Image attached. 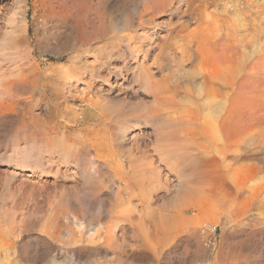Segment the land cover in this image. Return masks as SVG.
<instances>
[{
  "label": "rangeland",
  "instance_id": "1",
  "mask_svg": "<svg viewBox=\"0 0 264 264\" xmlns=\"http://www.w3.org/2000/svg\"><path fill=\"white\" fill-rule=\"evenodd\" d=\"M172 1L0 0V264H264V0Z\"/></svg>",
  "mask_w": 264,
  "mask_h": 264
},
{
  "label": "bare ground",
  "instance_id": "2",
  "mask_svg": "<svg viewBox=\"0 0 264 264\" xmlns=\"http://www.w3.org/2000/svg\"><path fill=\"white\" fill-rule=\"evenodd\" d=\"M161 1V0H160ZM167 1V0H166ZM174 1H177V0H173L172 2H169L167 5H162L161 7H160V9H158L157 11H154L153 12V14L155 15L156 13H160V12H163V11H165V10H167V7L169 6V8H171L172 6H174L173 4H174ZM180 2V1H179ZM196 2V1H195ZM162 4H164V3H162ZM152 5V4H151ZM158 6V5H157ZM152 7H154V6H152ZM151 8V7H150ZM159 8V7H158ZM246 8H248V7H246ZM219 10V9H218ZM233 11V10H232ZM152 14V15H153ZM150 15V14H149ZM151 15V16H152ZM156 16V15H155ZM142 18V17H141ZM153 20V19H152ZM238 20V19H237ZM150 21V20H149ZM186 22V21H185ZM216 22V21H215ZM221 22V21H220ZM223 22V21H222ZM184 23V22H183ZM218 23V22H217ZM220 24V23H219ZM223 24V23H222ZM245 24V23H244ZM224 25V24H223ZM221 26V25H220ZM216 27V26H215ZM236 27H237V25H236ZM229 29V28H228ZM235 29H237V28H235ZM216 30V29H215ZM219 30V29H218ZM215 32H217V31H215ZM225 34V33H224ZM184 36V35H183ZM209 37H211V36H209ZM221 42V41H220ZM231 43V42H230ZM193 45H194V43H193ZM250 47V46H249ZM184 48V47H183ZM232 49V48H231ZM172 50V49H171ZM254 50V49H253ZM221 51H223V50H221ZM220 51V52H221ZM234 51V50H233ZM228 63H230V64H228ZM228 65H226V61H224V62H222V63H218V65H216V64H214V71L212 72V76H213V80H215L216 82L217 81H219L220 79V81H221V83H223L222 82V78H224V77H227V76H225L226 74V71H228V72H231V69L233 68V66H236V61H234V60H231V59H229V61H228ZM237 64H238V60H237ZM226 65V66H225ZM263 67V66H262ZM239 68V67H238ZM242 68V67H241ZM228 69H230V71L228 70ZM237 69V68H236ZM235 69V70H236ZM245 69V68H244ZM249 71H251V70H249ZM224 73V74H223ZM234 73H236V72H234ZM243 74V73H242ZM260 74V73H259ZM263 74V73H262ZM227 75H230V74H227ZM234 75V74H233ZM236 75H237V73H236ZM232 76V75H231ZM238 76V75H237ZM236 76V79L238 80V77ZM233 77H235V76H232V77H229V78H233ZM243 77V76H242ZM228 78V79H229ZM241 78V77H240ZM261 78V77H260ZM226 79V78H225ZM234 79V78H233ZM236 79H234L233 81H235ZM227 80V79H226ZM231 81H232V79H230ZM237 80H236V83H237ZM240 80V79H239ZM223 81H225V80H223ZM227 82V81H226ZM161 83V82H160ZM228 84H226V86L227 85H229V83L230 82H227ZM259 83V82H258ZM224 85H225V83H223ZM222 84V85H223ZM230 85H233L232 87H234L235 85H234V83L232 82V83H230ZM254 85V84H253ZM226 86H223V87H226ZM259 86V85H258ZM10 87V86H9ZM231 87V86H230ZM253 87V86H252ZM263 87V86H262ZM2 88H3V86H2ZM65 88V87H64ZM241 88V87H240ZM257 89V88H256ZM3 90V89H2ZM22 91V90H21ZM65 91V90H64ZM4 92V91H3ZM25 92V91H24ZM11 93V92H10ZM211 93H212V95H214V96H217V97H221L223 94H224V91L220 88V87H218V84H215L214 86H211ZM255 93V92H254ZM7 94H8V92H7ZM239 94V93H238ZM247 94V93H246ZM226 95V94H225ZM230 96V95H229ZM67 97V96H66ZM231 100V99H230ZM68 101V100H67ZM50 105V104H49ZM58 106V105H57ZM86 106H88V108H90V107H94L95 106V102L94 101H89L87 104H86ZM47 107V106H46ZM77 108V107H76ZM91 108V109H92ZM79 110H81V111H85V109H83L82 107H80L79 108ZM219 112L221 111V110H218ZM59 113V112H58ZM119 113H122V112H119ZM81 114H83V113H81ZM80 117V116H79ZM223 117V116H222ZM221 117V118H222ZM127 118V117H126ZM68 119V120H67ZM66 120L68 121V122H66L67 123V125L68 124H71V123H78V119L76 118V115L74 114V116L71 118V119H69V118H67ZM122 121V120H121ZM123 121H125V120H123ZM122 123V122H121ZM124 123V122H123ZM127 123V122H126ZM72 125V124H71ZM123 125V124H122ZM54 126V125H53ZM126 126V125H125ZM128 127V126H127ZM127 129V128H126ZM125 133V132H124ZM170 133H168V135H169ZM95 135V134H94ZM167 135V134H166ZM165 135V136H166ZM174 135V134H173ZM175 136V135H174ZM64 137V136H63ZM163 137V136H162ZM63 139V138H62ZM173 139V138H172ZM162 140L163 139H161V144L162 143H166V141L164 140V142H162ZM168 140V139H167ZM178 140H179V138H178ZM61 141H63V140H61ZM170 141V140H169ZM56 142H57V140H56ZM143 142V141H142ZM170 142H172V141H170ZM62 143V142H61ZM61 143H58V144H61ZM169 143V142H168ZM168 143H167V145H168ZM170 144V143H169ZM181 144V143H180ZM184 144V143H183ZM187 144V143H186ZM62 145V144H61ZM174 145H175V143H174ZM173 145V146H174ZM64 146H66V148H67V146H69V143H68V140L67 141H64ZM142 146V145H141ZM161 146H163V145H161ZM160 146V147H161ZM165 146H166V144H165ZM169 146V145H168ZM172 146V145H171ZM178 146H179V143H178ZM177 146V147H178ZM185 146V145H184ZM176 147V148H177ZM182 147V146H181ZM62 148V147H61ZM170 148H172V147H170ZM176 148H174L173 149V151L174 150H177ZM159 149V148H158ZM168 149V147H163V148H161V150H157V151H160V153H162L161 151H163V152H165L164 150H167ZM62 150V149H61ZM171 149H169V150H167V151H169V152H171L170 151ZM137 151V150H136ZM140 150H138V152H139ZM174 152H176V151H174ZM160 153H159V155H160ZM163 154V153H162ZM165 154H167V153H165ZM170 154V153H169ZM143 155V154H142ZM97 156V155H96ZM111 156V155H110ZM100 158H101V156H99ZM121 159V158H120ZM107 163V162H106ZM141 163V162H140ZM209 163H206V164H204V167H206L207 165H208ZM125 165V164H124ZM137 165H139V164H137ZM134 166H136V165H134ZM209 166V165H208ZM142 167V166H141ZM125 168V167H124ZM131 171V170H130ZM129 171V172H130ZM136 172V171H135ZM143 174V173H142ZM144 175V174H143ZM126 175H124V177H125ZM137 176V175H136ZM201 176H202V174H201ZM136 178V177H135ZM144 178V177H143ZM129 179V178H128ZM126 180V179H125ZM136 181L138 180V178L137 179H135ZM134 178L133 177H131L130 178V182L132 181L133 183H134ZM144 180V179H143ZM201 180V179H200ZM131 182V183H132ZM142 182V181H141ZM201 182V181H200ZM129 183V182H128ZM132 183V184H133ZM199 183V182H198ZM124 186V185H123ZM185 186V185H184ZM187 189H188V187H187ZM141 190V189H140ZM143 192V191H142ZM184 192H187L186 190L184 191ZM190 192V191H189ZM188 192V193H189ZM67 193V192H66ZM146 193V192H145ZM143 194V193H142ZM148 194V193H147ZM149 195V194H148ZM181 196H179V198H180V201H178V203L180 202V204L182 205V204H187L186 206H190V205H188L189 204V199L191 198V197H189V195L188 194H186V193H182V194H180ZM130 196V195H129ZM134 196V195H133ZM147 196V195H146ZM191 196V195H190ZM193 196V195H192ZM64 198V197H63ZM192 199V198H191ZM144 201V200H143ZM127 202V201H126ZM166 202V201H165ZM144 203V202H143ZM147 204V203H146ZM168 204H169V202H168ZM167 204V205H168ZM190 204H192V202L190 203ZM145 205V204H144ZM170 206L172 205L171 203L169 204ZM176 205H178V204H176ZM180 206V205H179ZM183 207H186L185 205H182ZM181 206V207H182ZM59 207V206H58ZM148 207V206H147ZM146 207V208H147ZM129 208V207H128ZM128 208H126V209H128ZM173 208V207H172ZM177 208H178V206H177ZM176 208V209H177ZM124 209V208H123ZM130 209V208H129ZM128 209V210H129ZM147 209H149V208H147ZM151 209V208H150ZM126 214V213H125ZM128 214V213H127ZM129 214H130V211H129ZM124 215V214H123ZM131 215V214H130ZM128 216V215H127ZM51 217V216H50ZM152 219V218H151ZM47 223V222H46ZM131 223V222H130ZM155 223H156V221H155ZM45 224V223H44ZM47 225V224H46ZM45 225V226H46ZM153 226V225H152ZM154 226H155V224H154ZM47 227V226H46ZM49 228V227H48ZM160 229V228H159ZM51 231V230H50ZM156 232H157V230H156ZM166 234V233H165ZM167 234H168V232H167ZM175 234V233H174ZM155 235H156V233H155ZM151 236V235H150ZM165 236V235H164ZM166 237V236H165ZM155 238V237H154ZM171 239V238H170ZM165 240V239H164ZM168 241H169V239H168Z\"/></svg>",
  "mask_w": 264,
  "mask_h": 264
}]
</instances>
